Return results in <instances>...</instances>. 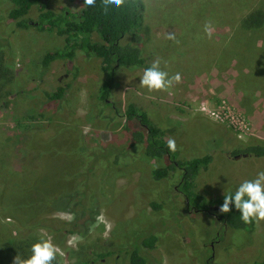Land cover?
Wrapping results in <instances>:
<instances>
[{"label":"rangeland","instance_id":"obj_1","mask_svg":"<svg viewBox=\"0 0 264 264\" xmlns=\"http://www.w3.org/2000/svg\"><path fill=\"white\" fill-rule=\"evenodd\" d=\"M43 1L55 13L63 8H81L77 0ZM178 1L141 0L148 19L143 20L139 30L144 34L143 51L159 61L162 71L166 65L159 48L161 42L169 40L174 52L182 55L184 45L176 37H181L179 32L184 27L187 36L196 30L190 17L179 21L175 13L166 14L173 7L170 2L176 5ZM11 7L6 0H0V54L3 66L13 76L9 84L13 94L7 109L0 110V142L11 145L18 153L24 141L22 131L42 125L58 126L56 135L49 136L48 143L40 148L45 184L49 186L55 179L54 192L81 193L80 199L83 196L89 203L86 209L96 212L95 222L84 237L67 233L70 212L53 208L45 215L44 224L50 226L45 232L64 252L63 257H57L58 264H129L125 252L129 243L138 234L149 232L155 233L158 241L156 247L141 250L147 264H264V220L249 222L243 230L223 231L224 213L219 211L224 194L264 170V158L234 160L226 154L237 140L264 143V101L255 100L246 109L231 86L230 77L236 69L246 66H240L238 61L242 53H236L227 74L219 75L213 67L202 69L192 77L172 82L163 92L141 88V74L137 71L115 72L108 101L113 107L122 112L132 99L147 109L163 139L175 141L176 150L170 152L174 160L210 157L191 184L188 181L185 186L178 185L182 170L154 182L148 172L166 162L135 151H140L141 145L127 150L126 133L124 136L121 131L123 118L117 120L111 106L104 105L106 101L102 104L99 97V88L107 78L100 70L103 59L78 55L74 62H53L42 68L39 61L45 53L63 48L61 39L53 30L20 28L10 20L3 21V13ZM24 7L28 10L26 17L36 21V8ZM145 26H150L149 34L144 33ZM91 40L99 42L96 35ZM58 86L65 88V97L71 96L63 100L57 112L42 109L41 91L55 92ZM18 92H24L23 97L16 95ZM50 113L56 114L51 121L47 120ZM12 160L15 171H19L21 159L14 156ZM185 191H189L187 198L182 196ZM150 202L158 207L151 208ZM0 225L15 238L23 234L10 219L3 218ZM34 230L35 236H41L40 228ZM71 237L79 238L74 246L67 243ZM106 250L113 254L94 259L93 252Z\"/></svg>","mask_w":264,"mask_h":264},{"label":"trees","instance_id":"obj_2","mask_svg":"<svg viewBox=\"0 0 264 264\" xmlns=\"http://www.w3.org/2000/svg\"><path fill=\"white\" fill-rule=\"evenodd\" d=\"M6 1L12 7L4 10L3 21L10 20L20 28L53 30L61 39L63 48L45 53L39 61L42 68L46 69L53 62H74L78 55L103 59L100 70L107 78L99 88V97L102 104L106 101L104 105L111 106L117 120L123 118L121 131L127 136L124 133L127 150L133 151L131 148L141 145L140 151H135L152 160L163 159L166 162V165L152 168L148 172L151 181L165 178L175 170H182L178 185L185 186L188 181L191 184L198 170L210 162L208 155L184 161L174 160L166 147L167 141L163 139L162 131L154 127L147 109L139 107L130 99L121 112L112 106L113 103L108 102L112 97L110 94L116 71L132 70L142 75L143 70L152 64L153 57H147L143 51L144 34L139 31L144 26L143 20L148 22L146 11L141 8V0H127L126 4L107 14L101 11V0H97L95 8L84 6L83 0H77L81 5L78 11L63 8L59 13L51 11L43 0ZM25 5H33L39 12L36 21L26 17L28 10ZM170 6L173 7L166 14L175 13L179 21L190 17L196 30H191L192 34L187 36L184 27L179 32L181 37L175 36L180 39V44L183 42L182 55L174 52L169 40L161 42L159 48L163 50L166 65L163 71L170 76L178 73L179 79L192 77L202 69L208 70L212 67L219 75L227 74L228 66L240 51L242 54L238 61L240 66L243 63L246 66L245 70L236 69L235 75L230 77L232 89L239 94L240 103L246 109H250L255 100L264 101V0H179L176 5L170 2ZM145 27L144 33L149 34L150 26L149 29ZM92 35H96L99 42L94 43L91 40ZM9 73L3 66V56L0 54V110L7 109L8 98L13 94L9 88L13 76ZM65 91L63 86H58L55 92L41 91L44 101L40 107L44 110L59 111L63 100L71 96L68 94L65 97ZM16 95L21 98L24 92H18ZM126 96L128 98V95ZM48 115L50 118L47 120L51 121L56 114ZM137 126L139 130L136 129ZM58 128L42 125L29 127L25 133L22 131L24 141L21 152L18 153H14L11 145L4 146L0 142V221L3 218L10 219L17 230L23 232L22 236L15 238L10 230L0 225V264H12L16 255L22 259L30 255V245L38 238L34 229H49L50 226L44 224L45 215L53 208H60L72 214L71 220L66 224L68 234L84 237L95 222L96 212L86 209L89 203L83 196L80 199L81 193L54 192L57 187L55 179L49 186L48 182L45 184L46 176L42 174L43 166L39 163V156L43 153L41 149L44 148L46 140L49 136L56 135ZM236 143L226 152L227 157L234 160L264 158V143H242L238 140ZM14 156L21 159L19 171L14 169ZM188 192L185 191L181 195L187 198ZM63 201L65 203L61 204ZM149 206L153 209L158 207L152 202ZM222 216L223 231L227 228H246L247 224L240 221L238 211H234L231 204L229 212ZM157 241L155 233L138 234L129 243L128 250H125L129 264H147L141 250L156 247ZM92 254L94 259H98L113 253L106 250ZM212 258L208 260L211 261ZM82 264L89 263L85 261Z\"/></svg>","mask_w":264,"mask_h":264},{"label":"clouds","instance_id":"obj_3","mask_svg":"<svg viewBox=\"0 0 264 264\" xmlns=\"http://www.w3.org/2000/svg\"><path fill=\"white\" fill-rule=\"evenodd\" d=\"M126 3L127 0H101L100 8L107 14ZM83 5L95 8L97 0H83ZM174 81H179V74L168 77V74L159 68V61L156 60L143 70L139 86L148 92H163L167 91ZM166 147L170 152L175 151V141L169 138ZM230 204L234 211H238L243 224L264 220V170L258 171L254 179L244 180L234 191L224 194L219 211L228 213ZM70 218L68 216V219ZM40 232L41 236L30 245V255L23 259L16 255L12 259V264H58L57 257H63L64 252L52 242V236L44 229H40ZM78 239L71 237L67 243L74 246Z\"/></svg>","mask_w":264,"mask_h":264}]
</instances>
